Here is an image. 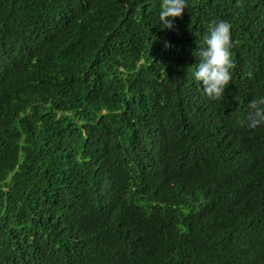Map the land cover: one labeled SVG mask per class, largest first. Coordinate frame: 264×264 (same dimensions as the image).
I'll return each instance as SVG.
<instances>
[{"label":"trees","instance_id":"16d2710c","mask_svg":"<svg viewBox=\"0 0 264 264\" xmlns=\"http://www.w3.org/2000/svg\"><path fill=\"white\" fill-rule=\"evenodd\" d=\"M0 0V264H264V0ZM230 25L222 97L192 79Z\"/></svg>","mask_w":264,"mask_h":264},{"label":"clouds","instance_id":"9594fccd","mask_svg":"<svg viewBox=\"0 0 264 264\" xmlns=\"http://www.w3.org/2000/svg\"><path fill=\"white\" fill-rule=\"evenodd\" d=\"M187 8V0H161L158 12L160 27L170 28L172 18H178ZM230 25L224 20L209 24L207 34L201 38L193 55L197 58L195 68L191 70L192 79L202 86L203 94L210 99L219 100L231 79L230 69ZM249 127L264 125V95L249 102Z\"/></svg>","mask_w":264,"mask_h":264}]
</instances>
